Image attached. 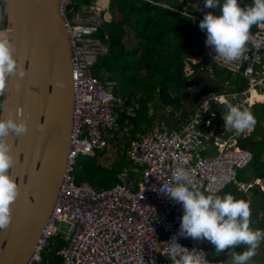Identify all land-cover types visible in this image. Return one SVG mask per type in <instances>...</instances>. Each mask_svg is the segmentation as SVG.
<instances>
[{
    "label": "built area",
    "instance_id": "built-area-1",
    "mask_svg": "<svg viewBox=\"0 0 264 264\" xmlns=\"http://www.w3.org/2000/svg\"><path fill=\"white\" fill-rule=\"evenodd\" d=\"M3 3L0 0V37L7 36ZM59 8L71 42L75 112L64 176L26 264H40L42 254L50 249V241L56 235L65 242L56 250L60 264H171L166 252L174 235L181 245L189 250L196 248L207 258L202 245L179 235L182 204L160 191L172 183L173 173L179 167L185 168L189 179L204 193L217 195L232 183L243 192L251 187V183L237 179L239 171L252 161L251 151L237 147L234 140L215 139L217 153L206 156L201 152L205 139L215 130L213 104H222L228 98L234 105H241L239 93L205 97L179 128L162 126L131 142L126 155L141 167L142 178L137 184L105 189L86 180L77 183V158L108 147L120 127L115 105H123L124 100L113 94L114 81L101 82L91 73V66L104 47L92 36L107 20L103 2L76 5L75 0H59ZM193 19L203 18L193 16ZM252 35L255 43L248 45L244 56L225 63L215 59L214 48L206 45V33L201 54L191 60L193 63L207 60L241 75L248 86L242 93L263 90L264 25L256 26ZM207 67L213 68L211 64L200 65L199 70ZM244 96L245 101L248 97L246 93ZM61 223L68 225L65 231L60 229Z\"/></svg>",
    "mask_w": 264,
    "mask_h": 264
},
{
    "label": "clouds",
    "instance_id": "clouds-1",
    "mask_svg": "<svg viewBox=\"0 0 264 264\" xmlns=\"http://www.w3.org/2000/svg\"><path fill=\"white\" fill-rule=\"evenodd\" d=\"M204 7L208 9H219V14L216 15L209 11L205 13V15L202 13H191L188 15L195 25H198L205 33L201 36L202 42L200 44V50L195 49L193 55L184 58L183 72L185 76L191 77L190 80L200 79V83L198 87L192 86L184 89L186 92L189 91L191 95L189 99L184 98L183 92L180 90L179 93L183 100L181 103L183 105H185V103L191 105V107H189L192 109L193 114L199 102L205 97H210L215 94L239 93L240 97L238 100L241 105H234V102L228 98L222 104H213V108L216 112L215 125H213L215 130L213 131V135L205 139L204 147L201 148V152L206 156L217 153L219 147L213 144V141L217 139L218 141L234 140L237 147L247 149L253 154L251 148L240 146L238 140L239 138L247 137L255 131L256 121L259 124L260 120L255 117L250 110L256 108L261 103V99L254 94L259 93L264 97V89L246 91L245 93L248 98L244 101L245 93L241 91L246 90L248 86L241 75L233 74L231 70L220 67L216 63L207 60L202 61V63H193L191 59L201 54L205 34L207 33L206 45L214 48L216 53L215 59L220 58L225 63H232L240 60L244 56L248 45L255 43L251 32L253 26L264 25V0H253L252 5L247 7L241 6L239 0H223V2H221V0H204ZM105 8L107 10H105ZM105 8L103 10L107 17L105 21H109L111 16L109 19L107 16L109 10L107 7ZM193 16L203 19L199 21L193 19ZM3 18L7 30L8 27L4 14ZM92 36L98 38L94 35ZM105 36L108 35L105 34ZM105 39H108V37ZM102 43L107 47L106 43ZM14 52L15 45L11 43L9 36L0 37V98L2 99L6 98L7 94L10 93V89L7 86L8 78L17 74L20 77L26 75L24 64L17 59ZM210 64L213 68L207 67L203 70H199L200 65L209 66ZM187 65H189V67ZM215 66L223 69L224 73L218 74L219 70L215 69ZM190 70L192 72H190ZM207 73L209 75H207ZM207 76L212 78L208 80ZM55 84L59 88L65 87V83L62 80H57ZM204 86L206 87L205 89L210 90V92L201 96L199 100L194 103V92H196L199 87L202 88ZM17 87L19 88V85H17ZM191 90L193 91L190 92ZM6 107V101L0 100V229H7L10 226L13 219L12 205L17 199L20 190L16 179L10 174V169L16 162V158L13 155L12 144L9 141V137L11 135L21 136L28 131L29 127L25 118L17 119L8 115V110L6 112L4 111ZM217 107L220 108L218 109ZM225 111L227 114L224 123L221 119V115ZM17 117L21 116L17 114ZM189 117L181 122L180 126L184 124ZM162 126L174 128L169 127L167 124L160 123L158 129H151L147 132L160 130ZM260 126L263 128L264 124ZM38 128L43 131L45 125L40 124ZM143 134L137 135V139H128V141H130V143L136 141ZM129 161L132 162V169L139 174V179H129L127 183L121 182L116 185H134L142 178L141 167L131 159H129ZM250 163H252V161ZM246 167L242 170H245ZM237 179L241 180L238 176ZM123 180H127L126 174L123 175ZM248 183L252 184L248 190L259 186L253 179ZM230 185L235 186V184L232 183L228 184L225 188ZM225 188L222 189V191L225 190ZM160 192L167 196L168 199L182 204L183 215L180 222L179 235L185 238L191 237L193 239L192 243L200 244L204 248L205 244L200 241L206 240L210 242L214 245L216 255L226 250L229 252L231 249L246 246V250L242 252L230 253L233 264H249V261L257 254V249L264 243V230L250 227V202L237 199L231 194H225L221 197L218 195L221 192L217 195L209 193L205 195L201 188L189 179L188 173L184 167H179L175 170L172 183L164 186ZM166 256L171 264H208L207 258L202 256L200 251L196 248L189 250L184 247L178 242L176 235L168 241Z\"/></svg>",
    "mask_w": 264,
    "mask_h": 264
},
{
    "label": "water",
    "instance_id": "water-1",
    "mask_svg": "<svg viewBox=\"0 0 264 264\" xmlns=\"http://www.w3.org/2000/svg\"><path fill=\"white\" fill-rule=\"evenodd\" d=\"M3 14L14 55L26 75L8 78V115L25 118L28 131L11 135L16 162L10 174L19 185L12 222L0 229V264H26L48 219L63 179L75 112L71 42L59 0H5ZM62 80L64 88L55 82ZM200 79L186 81L198 87ZM19 85V88L17 87ZM199 87L193 101L210 90ZM19 114L21 117H17ZM225 111L221 119L225 123ZM44 124L43 131L38 125Z\"/></svg>",
    "mask_w": 264,
    "mask_h": 264
},
{
    "label": "trees",
    "instance_id": "trees-1",
    "mask_svg": "<svg viewBox=\"0 0 264 264\" xmlns=\"http://www.w3.org/2000/svg\"><path fill=\"white\" fill-rule=\"evenodd\" d=\"M79 1L87 4L91 2V0ZM197 1L202 9L211 11L216 15L219 14V9L205 8L204 0ZM239 3L241 6L247 7L242 0H239ZM75 4H79L78 0H75ZM108 9L111 12V19L104 21L93 34L102 42L106 43L108 52L105 55L101 54L97 56L96 62L91 66L92 75L101 82L114 81L115 84L112 92L114 95L123 99V90L119 89L123 85V77H116V75L123 74L122 71H119L120 68L125 70V67L131 64L135 66L134 71H132V73L135 72L134 75L145 77L148 75L147 69L150 66L156 68L159 61L161 62L166 57L174 56L175 60H171L169 64H165L164 70L166 71L162 75V82H166L160 85L162 83L161 80L156 79L158 82V87H156V81L152 78L149 83L157 90L158 98L160 96L164 97L163 105L174 106L173 97L176 94L171 96L169 93L170 97H167V88L171 89L172 85L170 83L177 78H181L182 82L186 80L184 75L181 74L183 72L184 58L193 55L195 49L200 50V44L202 42L201 36L205 31L201 34V28L198 25H193L192 20L184 15L183 11H179V8L174 6L172 0H110ZM177 16L181 17V20ZM255 28L256 26H253L251 32ZM105 34L108 35V39L104 38ZM131 36H134L133 41L130 39ZM129 56L133 58L139 57V62L128 60ZM176 70L179 71L178 74L174 73ZM143 71L144 75L141 74ZM153 97L155 96H149L150 101H153ZM263 105L260 104L259 106ZM126 106L127 103L125 100L123 106L116 104L114 108L120 127L119 131L115 132L113 137L110 138L109 143L113 145L119 144L116 156L107 158L109 161L108 164H101L102 161L100 158L104 157L103 154H105L103 149L98 151V154L94 153L93 155H89L94 159L92 161L89 160L84 165L82 170L83 174L79 175L75 169L77 183L86 180L94 186L110 189L117 183H127L129 179H135L138 173L132 169V162L129 161L125 150L130 141L125 142L121 146L122 138L120 135L121 131L124 134L127 132L125 136L134 140L137 139V135L145 132L137 133L136 127H123L128 116ZM183 108V117H189L192 114V109L186 103L183 105ZM250 111L255 117H259L260 113L258 112V108H253ZM238 143L242 147L252 149L254 154L251 163L253 171L258 175L257 177H264V159L261 160L259 158L264 153V127L262 128L256 121L255 131L245 138H239ZM124 174L127 175L126 181L123 180ZM255 188L257 189L254 192L257 191V193L264 195V192L259 190V186ZM240 199L243 200L244 197L241 195ZM64 244L65 242L61 239L60 235L53 237L50 241V249L42 254L43 258L40 264H60L61 258L56 254V250ZM205 251L208 264H215L214 246L205 242Z\"/></svg>",
    "mask_w": 264,
    "mask_h": 264
},
{
    "label": "rangeland",
    "instance_id": "rangeland-1",
    "mask_svg": "<svg viewBox=\"0 0 264 264\" xmlns=\"http://www.w3.org/2000/svg\"><path fill=\"white\" fill-rule=\"evenodd\" d=\"M91 1L99 2V0H91ZM101 1L103 2L104 0H101ZM106 2H107V0H106ZM172 2L174 3V6H177L179 8L178 9L179 11L187 12L188 14H191L192 12H194V13H198V14L202 13L203 15H205V13L209 12V11L202 9V7L199 5V2L197 0H172ZM242 2H244L247 6H251L253 3V0H242ZM78 3L80 4L82 2H80L78 0ZM105 10H107V9L105 8ZM184 15H186V14H184ZM186 16L189 18L188 15H186ZM177 18L181 20V17L177 16ZM192 24L195 25V23L193 21H192ZM203 32H204V30L201 31V34ZM130 39L133 41L134 36H131ZM101 50H102L101 51L102 54H104V55L107 54V52H108V49H107V47H105V45H104V47L101 48ZM128 58H129L128 60H133L135 62H139V60H138L139 57L133 58L132 56H129ZM171 60H175V57L169 56V57H166L165 59H163L161 62L159 61L158 66L156 68H154V66H150V68L147 69L148 75H146L145 77H143V76L139 77V76L134 75L135 72L132 73V71H134L135 66H133L131 64H128L125 67V70L120 68L119 71H122L123 74L122 75H116V77H118V78L123 77V82H122L123 85H121L119 87V89L123 90L122 96H123L124 101L126 100V103H127L126 113L128 115L127 120L125 121L123 127H126V128L128 126L130 128L136 127L137 131H138L137 133L146 132V131L151 130V129H158L161 121L158 120V118L156 116V110L158 109V105L164 104L163 100H165V99H164V97H161V96L158 98L157 90H155V87L151 86L149 83H150V80L152 78H154L155 81H156V79H159L162 82V80H163L162 75H164V73H165L164 71H166V70H164L165 64H169V62ZM170 66H172V65H170ZM187 66L189 67V65H187ZM214 68L219 70L218 74L224 73L223 69H221L217 66H215ZM172 69L173 68L171 67V70ZM174 73L178 74L179 71L176 70V71H174ZM141 74L144 75V71L141 72ZM181 74L184 75L186 80L184 82H182L181 78H177L178 80L177 79L174 80L172 83H170L172 85L171 89L167 88L168 92L166 94L167 97H170L169 93L172 94L173 96L176 94L173 97L174 106H172V107L175 109V111L177 113H180V114H182V111L184 108H183V104L181 103L182 98L180 97L178 92L180 90L186 89L187 88L186 81H189L191 79V77L189 78V77L185 76L184 72H181ZM207 75H209V74L207 73ZM207 77H208L207 78L208 80H210L212 78L210 76H207ZM234 79H236V78H234ZM165 82H162L160 85H162ZM145 86L147 88L146 90H145ZM156 87H158L157 81H156ZM148 93H150L149 96H152V95L155 96L152 99L155 102L152 104H150V103L153 101H150ZM123 105H121V106H123ZM163 106L165 108H167V106H165V105H163ZM189 106H191V105H189ZM217 108L219 109L220 107H217ZM257 108H258V112L260 113V115L258 117V119H259L264 115V105L258 106V107H256V109ZM167 110H168V108L166 109V111ZM120 137L122 138L121 139L122 140L121 146H123L125 144V142L128 141L129 138L128 137L126 138V136H124V133L122 131H121ZM126 148H125V150H126ZM118 149H119V144L113 145L112 143L111 144L108 143V147L103 149L105 151V154H103L104 157L100 158L102 161L101 164H108L109 161L107 160V158H112L113 156H116ZM96 153L98 154L99 152L96 151ZM262 158H264V157L262 156ZM93 159L94 158L90 157L89 155H80L77 158L75 169L79 175L83 174L82 170L84 168V165L87 162H89V160L92 161ZM250 171L251 170H246V169L242 170V171H240L239 175L242 176L245 172H250ZM250 176H249V178H246V179L247 180L250 179ZM135 179L136 180L139 179V174L136 175ZM256 189L257 188H254L253 190H250V193L245 194L246 196L243 200H245L246 202H250V207H251L250 227L253 229L264 230V209H258L257 208L258 205H261L264 202V199L261 200V196L257 195L254 192V190H256ZM259 190H261V189L259 188ZM238 193L242 194L240 192H238ZM204 194L208 195V193H204ZM225 194H231V193H228L225 191V193H222V196H224ZM254 202L256 204H254ZM67 226H68L67 224L61 223L60 229L65 231L67 229ZM200 242L201 243H205V242L207 243L206 240L200 241ZM244 250H246V246H241V247H237L236 249H231V250H229V252L226 250V251L220 253L219 255H216V253L214 252L215 264H233L232 256L230 253L231 252L239 253V252H242ZM262 259H264V243H262L261 246L257 249V254L249 261V264H264V261L262 262Z\"/></svg>",
    "mask_w": 264,
    "mask_h": 264
},
{
    "label": "crops",
    "instance_id": "crops-1",
    "mask_svg": "<svg viewBox=\"0 0 264 264\" xmlns=\"http://www.w3.org/2000/svg\"><path fill=\"white\" fill-rule=\"evenodd\" d=\"M109 1H110V0H107V2H106V0L103 1V6H104V8H105V7L108 8ZM104 8H103V9H104ZM107 16H108L109 19H110L111 12L108 11V12H107ZM170 95L173 96L172 94H170ZM254 95L261 99V103H260V104H264V97L261 96L262 94L257 93V94H254ZM157 101H158V100H157ZM154 102H155V101L151 102L150 104H152V103H154ZM159 103H160V102H159ZM190 107H191V106H190ZM257 107H258V106H257ZM167 108H168V110L166 111ZM167 108H165L163 105H158V109L156 110V116H157L158 120L161 121V124H167L169 127H174V128L179 127V126H180V123L183 122L186 118L183 117V114L177 113L173 107H171V106H170V107L167 106ZM154 115H155V114H154ZM259 120H260V121H259V125L264 124V115H263L261 118H259ZM125 134H127V132H125ZM125 134H124V136H125ZM126 137H127V136H126ZM263 147H264V144H263ZM263 147H262V148H263ZM262 150H263V149H262ZM262 156L264 157V153H262L261 156H259V158H260L261 160L264 159V158H262ZM246 170H251V171H250V172H245L242 176H241V175H238V176H239V179H241V180H243V181H245V182H250V181H252V179L255 180V182H256L257 184H259V188L261 189V191L264 192V177L257 178L258 175H256L255 171H253V168H252L251 163H250V165H248V166L246 167ZM250 175H251V176H250ZM249 176H250V179L247 180L246 178H249ZM234 189H236V190H234ZM250 190H251V189H249V190L243 192V191H239V190H237V188H236L235 186L230 185V186H228L227 188H225V190H223V191H222L220 194H218V195L221 196V197H223V196H222V193H225V191H226V192H228V193H231V195H233L235 198L240 199V195H242V196L245 198V196H246L245 194L250 193ZM236 192H237V193H236ZM238 192H240V193H242V194H239ZM255 193H256L257 195H260V196H261V200L264 199V195H261L260 193H257V191H255ZM255 193H254V194H255ZM255 202H256V201H255ZM255 202H254V204H256ZM257 208H258V209H264V202H263L261 205H258ZM204 244H205V243H204ZM207 244L211 245L210 242H208V241H207ZM211 246H214V245H211ZM214 252H215V251H214ZM214 252H213V253H214ZM263 261H264V259H262V262H263Z\"/></svg>",
    "mask_w": 264,
    "mask_h": 264
},
{
    "label": "flooded vegetation",
    "instance_id": "flooded-vegetation-1",
    "mask_svg": "<svg viewBox=\"0 0 264 264\" xmlns=\"http://www.w3.org/2000/svg\"><path fill=\"white\" fill-rule=\"evenodd\" d=\"M192 91L193 90H191L190 92H192ZM182 92L181 93L183 94L184 98H187V99L191 98V95H190L189 91L186 92L185 90H182Z\"/></svg>",
    "mask_w": 264,
    "mask_h": 264
}]
</instances>
